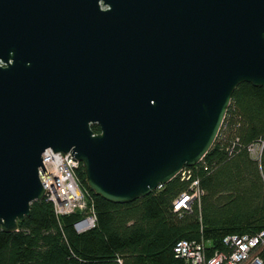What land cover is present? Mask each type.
Instances as JSON below:
<instances>
[{
    "label": "water",
    "instance_id": "obj_1",
    "mask_svg": "<svg viewBox=\"0 0 264 264\" xmlns=\"http://www.w3.org/2000/svg\"><path fill=\"white\" fill-rule=\"evenodd\" d=\"M264 89V0H0V229L70 153L124 204L212 147L240 83Z\"/></svg>",
    "mask_w": 264,
    "mask_h": 264
},
{
    "label": "trees",
    "instance_id": "obj_2",
    "mask_svg": "<svg viewBox=\"0 0 264 264\" xmlns=\"http://www.w3.org/2000/svg\"><path fill=\"white\" fill-rule=\"evenodd\" d=\"M264 142V89L240 83L231 95L219 133L203 161L151 194L114 204L89 190L82 165L80 186L92 200L95 227L77 233L80 216L57 218L44 199L30 206L16 232L0 229V264H185L177 242H205L207 252L230 236L264 232V145L260 160L248 148ZM198 180L203 190L189 214L173 212V201ZM264 264V249L260 251Z\"/></svg>",
    "mask_w": 264,
    "mask_h": 264
},
{
    "label": "built area",
    "instance_id": "obj_3",
    "mask_svg": "<svg viewBox=\"0 0 264 264\" xmlns=\"http://www.w3.org/2000/svg\"><path fill=\"white\" fill-rule=\"evenodd\" d=\"M264 142L250 145V155L260 160ZM42 165L45 173L39 168L38 176L44 191L43 199L49 202L57 218L78 214L80 220L74 224L77 233H83L95 227L96 218L92 200L80 186L76 172L80 163L70 153H42ZM202 158L198 164L203 161ZM196 164V165H198ZM183 167L177 176L189 180L191 168ZM164 185H159L156 190ZM154 192V191H153ZM198 180L190 182L188 191L181 193L172 203L173 212L178 215L189 214L203 195ZM205 242L181 240L174 247L177 258L185 264H263L260 251L264 249V232L258 235L230 236L223 240L221 249L210 253Z\"/></svg>",
    "mask_w": 264,
    "mask_h": 264
}]
</instances>
